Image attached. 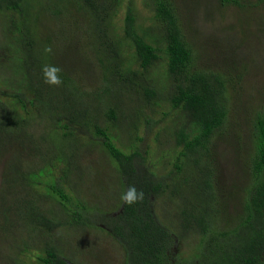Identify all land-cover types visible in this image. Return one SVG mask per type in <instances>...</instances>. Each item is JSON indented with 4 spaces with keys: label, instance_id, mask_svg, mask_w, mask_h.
Listing matches in <instances>:
<instances>
[{
    "label": "trees",
    "instance_id": "1",
    "mask_svg": "<svg viewBox=\"0 0 264 264\" xmlns=\"http://www.w3.org/2000/svg\"><path fill=\"white\" fill-rule=\"evenodd\" d=\"M219 1L248 12L264 2ZM121 3L0 0L1 37L11 46L10 51L0 47V55L5 50L8 59L2 62L0 57V82L12 89H0V165L6 162L4 171L0 167V230L19 231L21 220L30 221L34 224L30 236H48L21 251L37 250L39 264H74L60 250L59 228L81 225L83 218L97 225L92 220L96 209L91 216L71 193L80 196L88 184L89 176L81 169L86 158L79 157L84 145L100 141L117 172L99 185L116 181L114 190L121 186L123 193L135 185L144 192V199L132 205L119 195L113 212L100 213L106 218L100 225L125 251L123 264H264V107L250 112L246 121L252 129L244 162L249 181L240 188L246 192L240 211L219 194L213 150L218 132L236 123L230 94L243 90L246 81L253 82L241 65L243 58L233 55L234 46H222L229 42L226 38L216 52L208 40L217 34L192 33L179 0H145L151 12L147 27L139 24L130 0L122 31H116L113 8ZM70 16L86 27L79 38L66 40L61 32L54 36L39 31L43 20L62 26ZM261 31L249 38L259 41L264 27ZM82 41V50L74 54L67 50ZM49 46L52 52L46 53ZM44 65L62 68L63 83H45ZM144 107L164 108L163 119L173 114L156 137L160 142L165 135L174 140L167 148L174 149L168 153L175 157L174 172H157L144 150L130 144L126 152L113 141L109 126L137 121L131 126L135 131ZM149 121L153 127L160 119ZM42 122L47 132L39 138L33 129ZM132 139L144 140L138 134ZM27 152L35 154L33 164L25 161ZM185 189L207 194L191 196ZM42 196L59 202V207L54 203L53 214L43 209ZM161 198L180 201L169 225L156 212ZM186 241L191 252L183 256L176 245Z\"/></svg>",
    "mask_w": 264,
    "mask_h": 264
},
{
    "label": "rangeland",
    "instance_id": "2",
    "mask_svg": "<svg viewBox=\"0 0 264 264\" xmlns=\"http://www.w3.org/2000/svg\"><path fill=\"white\" fill-rule=\"evenodd\" d=\"M129 1L122 0L121 5L113 8V13H115L113 16V24L116 31H122L123 19L125 18ZM179 2L182 5V11L186 12L183 15L187 28L194 34L198 31L206 32V36L210 33L217 34L216 37H211L208 40L210 43L209 48L212 46L216 52L220 50L221 40L226 38L229 42L222 44V46L224 48L234 46L231 49L233 55L243 58L241 65L250 72L249 77L254 82L246 81L243 90H234L230 94V106L233 111L231 116L236 118V120H232L236 121L235 126L240 125L242 128L236 127L234 129L235 126L230 123L228 129L221 130L216 135V148L213 149L216 157L219 194L227 198V201L233 208L240 211L244 196L246 195V192L243 189L240 190V188L244 185V182L248 183L249 181V176L244 175V172L248 170V167L247 169L245 168L246 165L244 162L247 158L246 150L249 148L248 129H252L247 125L246 121L250 116V112L259 107H264V33L259 41L257 39L253 41V39L249 38V36H253L254 32H262L261 29L264 27V2H261L260 5L253 9L249 8L251 9H248L249 12L247 9H240L235 5L222 3L219 0H179ZM255 2L258 4V0H255ZM134 7L139 24L143 27L150 25V7H148V4H145V0H134ZM73 13L76 15L75 10H73ZM74 17H67L62 26L59 21L43 20L39 31L51 35L61 32L66 40L79 38V36L83 35L86 27L85 25H80L79 22L75 23ZM2 22H0V26ZM2 29L0 28V47L10 51L11 46L7 40L1 37ZM85 41L87 42L88 40ZM85 41H82L78 47H67V50L70 53L73 51L74 54L77 49H83V43ZM233 42L235 45H233ZM5 50L1 51L0 57L2 62L8 61L4 54L6 52ZM1 78L3 77H1L0 73ZM256 82H261V84L256 85ZM91 83L94 84V81H91ZM0 89L6 92H11L12 90L11 87L2 82H0ZM0 96L2 97V95ZM133 101H137L135 96L133 97ZM235 102H240V105H236ZM163 111L164 108L162 107H144L141 111V121L136 126L137 129L135 131L131 126H134L137 121L132 122L127 120L129 123L123 122V126L120 128L114 125L109 126V132L118 147L129 152L130 144L138 146L144 150L143 155L147 157L148 164L149 162L153 163L152 167H155L157 172L167 174L169 170L174 172L177 168L174 163L175 157L168 155L174 149L167 151V148L174 146V140L165 135V137H162V142H160L156 137V132L173 119V114L167 117L165 116L163 119ZM145 116L147 119H144ZM149 118L152 121L158 119L160 121L151 127L148 124L150 122ZM43 124L44 122L34 124L33 130L35 136L39 138L46 131V127ZM81 132L79 131V133ZM136 134L142 136L144 140L136 141L132 139ZM82 138L84 139V137ZM42 143L45 144V141ZM82 152L79 157H85L86 159H84L81 169L87 172L89 176L86 178L88 184L83 186L85 191H81L79 193L80 196H77L74 192L71 194L72 196H76L75 198L78 197L91 210L89 211L91 216L93 214L92 212L95 211L93 209H96V214L94 217L92 216V220H95L97 225L94 223L89 225L88 219L83 218L82 221L84 223L81 225H73V228H70L69 224L71 223H67L62 228L60 226V250L64 255L67 254L71 257L73 263L75 262L74 264H123L125 251L116 239L111 236L109 231L100 225L106 221V218L103 219L100 213L113 212L119 203L114 200L122 193L121 186L119 189L114 190L112 184L116 181L99 185L102 180H108L107 175L109 173L117 172L115 168L116 164L113 163V160L100 141L84 145ZM35 157V154H29L27 152L24 159L27 163L33 164ZM5 164L6 162H3L0 165L2 171H4ZM97 175L98 177L95 178ZM193 191L191 189L184 190V192H187L191 196L204 195L205 197V194H207V192L204 193L203 191ZM108 196L111 198H107ZM41 198L44 201H40V203L45 202L42 207L47 210V214L49 215L54 213V203L58 207L60 205L56 199L46 196H42ZM179 203L180 201L178 200L170 203L164 198H161L159 206H156V212H158L163 224H171L170 217L178 209ZM31 225L34 224L30 221L21 220L19 231L0 230V237L4 240H0V264H11V262L12 264H39L37 262V255L39 253L37 250L31 248L27 251H21L20 249L30 248L31 245H38L48 236L47 234L46 236H30L29 228H31ZM176 246V250L178 252L181 251L182 254H180L183 256L191 252V246L188 245L187 241L185 243L178 242Z\"/></svg>",
    "mask_w": 264,
    "mask_h": 264
},
{
    "label": "clouds",
    "instance_id": "3",
    "mask_svg": "<svg viewBox=\"0 0 264 264\" xmlns=\"http://www.w3.org/2000/svg\"><path fill=\"white\" fill-rule=\"evenodd\" d=\"M46 53H51L52 48L46 47ZM63 71L62 68L56 65H44L42 67V73L44 76L45 83L49 85L59 86L63 83L60 73ZM144 199V192L142 190H137L135 185H130L128 189L121 194V200L128 204L132 205L138 203Z\"/></svg>",
    "mask_w": 264,
    "mask_h": 264
}]
</instances>
